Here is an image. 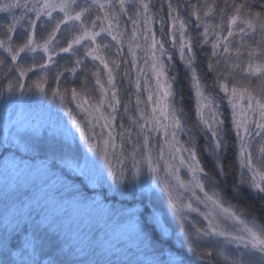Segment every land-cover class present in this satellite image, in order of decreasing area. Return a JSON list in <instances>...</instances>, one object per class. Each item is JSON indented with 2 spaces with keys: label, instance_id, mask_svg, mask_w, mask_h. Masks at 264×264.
Returning a JSON list of instances; mask_svg holds the SVG:
<instances>
[{
  "label": "snow or ice",
  "instance_id": "snow-or-ice-1",
  "mask_svg": "<svg viewBox=\"0 0 264 264\" xmlns=\"http://www.w3.org/2000/svg\"><path fill=\"white\" fill-rule=\"evenodd\" d=\"M154 7L153 0H0V13L7 17L0 23V69L6 81L0 97L7 104L13 97L38 94L58 102L67 116L55 135L37 129L0 141V159H11L21 175L31 176L38 193L28 218L10 224L5 189L0 264H68L57 255L63 222L59 216L49 219L48 209L64 212L66 206L87 209L100 203L83 175L115 187L113 196L103 192V201L112 205L109 219L116 231L125 218L116 196L135 194L142 201L139 212L129 215L136 217L133 227L144 259L135 256L123 264H190L186 256L198 264H264V224L248 201V196L258 199L264 211V0H223V7L216 0L203 5L185 0L183 9L173 0H160L157 12ZM124 16L132 25L130 35L126 25L121 28ZM217 16L218 23L209 22ZM193 24L196 36L189 30ZM58 36H67L65 46H59ZM206 45L211 47L204 57L211 84L198 70L197 50ZM174 53L193 92L194 127L203 136L211 171L186 114L176 106L178 74H170L175 73ZM64 54L71 67L59 64ZM66 77L73 83L79 78L80 87H62ZM125 79L134 88L126 101L118 83ZM229 136L235 151L233 163L226 164ZM33 212L47 226L33 220Z\"/></svg>",
  "mask_w": 264,
  "mask_h": 264
},
{
  "label": "rangeland",
  "instance_id": "rangeland-1",
  "mask_svg": "<svg viewBox=\"0 0 264 264\" xmlns=\"http://www.w3.org/2000/svg\"><path fill=\"white\" fill-rule=\"evenodd\" d=\"M80 2L83 3V0H80ZM22 11H17L16 15H20ZM3 14L0 13V15ZM4 17L5 19L7 18L6 14H4ZM120 24L123 28L125 27L126 22L123 20V17H121ZM2 74L3 69H0V76ZM135 75V70H133V79H135ZM253 80L256 82L253 85H256L257 81ZM126 83L129 86L128 80H126ZM120 89L121 98L124 101L128 98L126 95L128 91L134 92V88L130 90L127 86ZM120 115H123L122 108ZM66 122L67 116L59 107L58 102L45 99L38 94H30L23 98L13 97L7 104H5L4 98L0 97V141H4L7 138L9 142H12L17 137L18 132H31L37 129L43 135L52 136L61 131ZM123 122L126 127L129 126L126 115ZM119 123L120 119L118 117L117 124ZM119 130L117 128V131ZM179 138L186 140L187 136L181 133L179 134ZM78 139L77 135V141ZM162 139L163 137H161ZM80 147L81 151H86L82 142L80 143ZM69 171L74 176L80 175L79 170L70 169ZM181 176L185 180L188 179L185 170L181 171ZM81 178L88 185L89 192L96 194V199L100 203L95 207L90 205L87 209H72L66 206L64 212L57 208L48 209L49 219L59 216L64 225L63 229L58 233L62 253H58L57 255L62 259H68L79 264H117V262L123 264L124 260H132L136 257L144 259L141 252L138 251L143 246L136 239L133 227L136 217L129 215V212L132 214L139 212L142 201L135 194L127 197L116 196L118 201H123L125 208V218L120 221L119 230L116 231L112 226L113 221L109 219V209L112 205L109 201H103V192H107L109 196H113L115 194V187L110 190L107 182L101 185L91 178L90 175H83ZM142 180L148 181L147 176L142 177ZM32 184L33 178L27 174L21 175L14 161L9 159L5 162L3 159H0V211L3 209L2 201L4 191L7 189L9 193L8 203L10 209L8 219L10 224H14L17 219L26 220L28 218L27 213L29 212V208L33 207V196L38 195ZM138 187L139 185H137ZM131 188L132 185L129 184V189L131 190ZM156 191L159 192V189H156ZM174 195L179 196L180 192H174ZM187 195V193L184 194L185 199H187ZM21 201H23V204H21ZM115 206L117 208L122 207L121 203H116ZM200 207L203 211V206L201 205ZM192 217L202 220L196 213H193ZM32 219L41 220L42 226H47V221L42 220V217L36 216L35 212L32 213ZM0 227H2V223H0ZM169 227H171L170 223ZM233 255H235V252H233ZM186 259L190 261V264H198L197 259L193 256H186Z\"/></svg>",
  "mask_w": 264,
  "mask_h": 264
},
{
  "label": "trees",
  "instance_id": "trees-1",
  "mask_svg": "<svg viewBox=\"0 0 264 264\" xmlns=\"http://www.w3.org/2000/svg\"><path fill=\"white\" fill-rule=\"evenodd\" d=\"M131 3V0H129ZM174 4L176 3H180L181 8L183 9L185 7V0H173ZM208 2H211V0H208ZM237 2H239V0H237ZM257 2H260V0H257ZM153 3L155 4V7L152 9L153 12H157V10L160 8V0H153ZM187 3L192 4V5H196V4H201L203 5L205 3V0H187ZM216 3L218 5V7H223V0H216ZM134 11V9H132L131 7H129V14H132V12ZM166 14V9L165 12L160 13L159 15H165ZM181 15L184 16L187 19V13L182 11ZM158 17H157V23L154 25L155 28H159V22H158ZM194 19V18H193ZM5 17L4 14L0 15V23H4L5 22ZM123 20H125L126 22V26L127 29L129 30V32L131 31L132 25L130 22L127 21V17L124 16ZM209 22L210 23H218V16L216 18H209ZM167 27V26H166ZM121 28L123 29V27L121 26ZM190 32L192 33L193 36L198 35V33L194 30V24L192 25V27H190ZM200 31H202V28L200 29ZM46 34V33H45ZM157 35L159 36V32L157 31ZM66 39L67 36H58V40H60V44L59 46L63 47L66 44ZM256 39H259V36L256 37ZM110 38H108V41L105 42H109ZM249 43H252V41L250 40ZM125 53H127V39H125V49H124ZM198 51V60L200 61L198 70L201 72L202 75L205 76V82L208 84H211L212 79H213V74L207 73L206 72V61L204 59V57L206 55H210L211 53V47L210 45H206L205 48L203 50H197ZM174 64H175V73H170V74H178V83L175 85V87L177 88V107L178 108H182L184 113L186 114V124L189 128L193 129V132L197 135L198 138V143L200 144L201 147V153H202V162L206 165V170L211 171L212 170V165L210 162V158L207 154V152L204 150V139L203 136L199 133V130L196 129L194 127L195 125V112H194V99H193V92L189 87L188 84V80H187V75H186V71L185 68L183 66V63L179 60L178 58V54L174 53ZM246 59V56H245ZM37 60L39 61V55L37 56ZM31 59H29L28 61H26V63H31ZM59 64L60 65H66L68 67H71V63H70V57L67 54H64L61 56V58L59 59ZM102 68V66H101ZM89 69L91 71H95V68L92 67L91 64H89ZM54 71V70H53ZM82 75V74H81ZM133 77V76H132ZM34 76H31L30 74V79H34ZM134 80V79H133ZM66 83L62 85V87H80V79L78 78L75 83H73V81L71 80L70 77H66ZM5 79L3 77V74L0 76V87L3 86V84L5 83ZM94 81L93 80H89L88 83V87L89 89L92 88ZM119 83V87L120 88H124L125 86L129 87L126 83V80L123 81H118ZM252 83H256L254 80L252 81ZM54 86V84H53ZM130 90H133L130 89ZM91 95L95 96L96 93L95 92H91ZM183 97V101L182 103L180 102V98ZM227 114V113H226ZM234 143V139L233 137L229 136V144H230V148H229V152H228V158L226 159L225 163L226 164H231L233 163V154H234V149L231 147V145ZM232 178L231 176L228 179V183L229 185H231L232 183ZM245 194L247 195V191L245 190ZM248 201H250L252 204L255 205V214L258 217V220L261 224H264V211L260 210V202L258 199H255L251 196H248ZM233 202L235 203L236 201L233 200ZM251 218V217H249ZM62 255V254H61ZM62 259V258H61ZM63 260H67L68 264H79L73 261H69L68 259H63Z\"/></svg>",
  "mask_w": 264,
  "mask_h": 264
}]
</instances>
